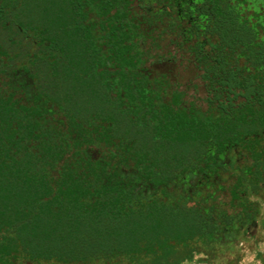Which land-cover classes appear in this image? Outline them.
Segmentation results:
<instances>
[{"label":"trees","instance_id":"1","mask_svg":"<svg viewBox=\"0 0 264 264\" xmlns=\"http://www.w3.org/2000/svg\"><path fill=\"white\" fill-rule=\"evenodd\" d=\"M168 1L0 0V264H181L254 224L253 165L232 156L253 158L264 105L186 99L162 71L195 29ZM201 2L205 68L264 69V0Z\"/></svg>","mask_w":264,"mask_h":264},{"label":"flooded vegetation","instance_id":"2","mask_svg":"<svg viewBox=\"0 0 264 264\" xmlns=\"http://www.w3.org/2000/svg\"><path fill=\"white\" fill-rule=\"evenodd\" d=\"M161 3L163 9L173 10L170 7H165L166 4H169L168 0H161ZM171 3L174 4V9L179 13V19L177 20L179 27H184L188 21L194 24L195 36L192 41L194 48L188 54H178L179 60H182V58L188 60L191 101H194L198 107L204 109L222 106L228 108L262 107L264 105V80L259 76L264 73V69H262L261 63L256 62L255 65H252L250 62H246L244 57H241L238 63L234 60L226 61L224 69H206L202 61V57L205 54L212 56L210 66L216 64V60L213 58L217 54L214 49L216 37H212V26L210 23L201 20L200 13L205 11L201 0H175ZM259 9L258 15L263 17V21H260L258 31L259 34L264 36V5L260 6ZM246 12L249 15H256V11L253 8L247 9ZM205 33L207 35L203 36ZM199 41L205 42V44L202 43L197 46ZM172 61H176V59L169 57L162 64L167 65ZM237 64L242 68H235ZM228 66H231V68H228ZM245 66H248V69H245ZM162 72H173V69ZM218 72L221 73L220 76L216 75ZM250 82L257 83L259 88L256 89L255 93L247 96V91L243 84ZM198 93H204V95L199 97ZM198 98L201 100L200 104L197 101ZM256 122L258 124V132L254 136L253 158L248 162V158L245 155L241 156L234 153L232 156L234 159H238L239 166L246 163L253 165V173L251 176L245 177L244 187L248 188L249 193L252 192L253 206L256 213L254 224L259 223L261 219L264 221V116H258ZM259 225L261 227L262 223H259Z\"/></svg>","mask_w":264,"mask_h":264},{"label":"rangeland","instance_id":"3","mask_svg":"<svg viewBox=\"0 0 264 264\" xmlns=\"http://www.w3.org/2000/svg\"><path fill=\"white\" fill-rule=\"evenodd\" d=\"M164 45L168 49H172L168 41H164ZM169 67L177 69V71H173L172 75L175 77L178 75L176 78L185 83L189 92L186 99L191 100L187 61L182 58L176 64L166 66V68ZM203 95L204 93H198L199 97ZM197 101L199 104L201 103L200 98ZM249 199L253 201L252 192L249 193ZM259 223H262L261 227ZM259 223L250 225L248 231L241 235L233 245L190 243L189 248L192 251V256L181 264H264V221L261 219ZM180 253L183 256L186 254V250L180 249Z\"/></svg>","mask_w":264,"mask_h":264}]
</instances>
